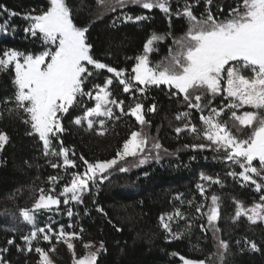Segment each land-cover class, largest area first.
<instances>
[{"label": "snow or ice", "instance_id": "obj_1", "mask_svg": "<svg viewBox=\"0 0 264 264\" xmlns=\"http://www.w3.org/2000/svg\"><path fill=\"white\" fill-rule=\"evenodd\" d=\"M98 3L107 6L111 11L116 10L108 0H98ZM128 3L139 4L148 10L158 7L165 13H171L169 0H115V4L121 8ZM206 3L210 5L212 0H206ZM193 6L185 3L182 12L176 13L177 16L183 15L187 18L188 29L182 37L173 40L175 52L170 50L169 56L164 60L152 62L150 54L157 50L154 45L165 38L163 35L152 33L146 40L143 53L135 58L136 63L131 73L126 69L111 67L94 58L93 45L87 36L88 27L78 26L74 22L73 9L68 0H50V6L46 10L27 17L32 24L26 31H30L33 36L40 34L43 42L49 45L48 48L38 55L9 49L0 56V70H6L10 66L14 68L15 106L9 109V112L22 111L26 114L27 119L24 123L29 124L32 133L38 134L39 139L43 141L46 156L63 157L62 164H51L53 168L63 167L67 170L77 166L76 161L69 158L70 150L62 147L60 134L66 131L62 123L63 117L70 109L82 107L85 97L94 100L95 106L85 108L83 115L77 116L72 121L76 126L86 125L87 130H93L96 126L98 134L103 135L108 120L118 121L121 116L128 115L134 117L140 125L139 130L130 133L129 138L124 141L113 158L89 162L81 156L80 159L85 165L84 170L71 173L70 182L63 186L60 193L57 194L54 187L47 193L43 188L40 189L39 197L35 200L32 209H25L22 213L23 218L33 225L30 234L22 237L29 252L33 251V241L38 239V234H43L42 239L50 244L53 237L57 241L66 243L67 247L73 250L75 257V245L71 241L81 239L80 232L66 231L63 225H60L58 230L53 229L51 224L37 227L33 212L40 210L50 212L54 208L59 211L61 197L65 205L70 201L82 204L84 194L92 191L90 185L98 188L99 184L108 179L112 170L126 172L132 166L138 167L147 163L149 159L159 160L161 151L167 154V149L163 148L159 140L145 131V128L151 127V122L145 117L143 99L146 98L144 94L148 88L152 86H166L170 96L181 98L190 110L196 109L201 113L202 129L191 123L189 112L181 113L176 117L188 119L183 127L175 129L177 135L187 131L194 134L195 138L208 142L184 145L185 148L201 151L211 149L217 153H225V160L242 169L239 172L229 171L227 175L240 179L243 184L250 182L256 192H262L264 189V0H238L237 6L231 8L224 19L214 17L210 8L206 9V14L198 17L192 11ZM147 18L143 15H125L123 20L141 21ZM104 69L112 73L118 83L123 85V92L132 97V103L127 105V110L124 100H117L110 90L113 77L107 78L103 86L93 84L86 90V82L93 76V72ZM199 89H203L208 94L209 99L206 103H202L203 93L193 95ZM137 93L140 94L139 98ZM218 95H223L227 103L220 107H211L212 100ZM245 106L253 110L238 114V110ZM114 108L118 109L119 115L115 114ZM206 108L208 113L204 115ZM155 110V104L147 109L148 112ZM226 111L230 112L229 118L238 122L239 126L250 128V134L246 137L234 134L228 121L221 119ZM53 140L59 141L61 145L59 152L49 151ZM7 142L8 135L0 132V150ZM72 154L75 155V152ZM128 158H133L134 163ZM122 161L128 166L121 164ZM254 161L258 162V167L254 165ZM257 177L260 178L259 181ZM61 178L50 176L48 179L56 184ZM201 180L209 184L222 185L218 175L213 177L202 174ZM197 188L201 196L207 200L208 197L205 196L207 189L204 184H198ZM179 198L177 196V199ZM210 199L211 204L207 212L202 215L207 217L208 228L212 230L213 237L217 241L216 247L226 251L229 244L219 238L217 233L220 229L215 224L220 219V197L212 194ZM202 208L204 204L198 205L196 211L201 212ZM98 211L103 212V209L98 208ZM67 215L73 216L70 208ZM241 216H246L253 224L264 221V193L260 195V202L254 203L250 209L237 202L234 221ZM174 217L183 218V214L176 209L174 214H169L167 217L162 215L160 221L171 238L179 239L183 233L174 232L170 224ZM68 227L71 228L72 225ZM187 227L190 229L191 225ZM200 227L205 231L208 230L204 225ZM80 231L82 232L83 229ZM13 242L8 241L9 244ZM249 243L252 249H257L254 241ZM83 247L92 249L95 245L87 242ZM34 250L40 254V264H53L49 251L42 247H35ZM101 250H104L103 242L95 251H88L82 257L74 259V264H96ZM50 251L54 252L55 248L52 247ZM220 255L223 264V254ZM179 259L182 264H205L204 259L194 260L184 256H180ZM0 264H6L2 257Z\"/></svg>", "mask_w": 264, "mask_h": 264}, {"label": "trees", "instance_id": "obj_2", "mask_svg": "<svg viewBox=\"0 0 264 264\" xmlns=\"http://www.w3.org/2000/svg\"><path fill=\"white\" fill-rule=\"evenodd\" d=\"M185 2L192 5L196 3L197 7L193 6L192 11L198 17L201 15V10H204L201 9V1ZM68 3L73 9L74 22L78 26L88 27L87 36L93 45L94 58L111 67L126 69L128 73H131L136 63L135 58L143 53L146 40L152 33L165 37L156 43L157 50L150 55V60L155 63L168 54L174 46L173 40L184 35L188 29L187 18L176 15L183 10L179 5H172L171 13H164L156 8L144 9L137 4H129L120 9L113 2L110 4L116 10L111 11L107 6L99 4L98 0H68ZM234 3L237 5L233 0L222 1L221 13L226 14L228 5L233 8ZM49 6L50 0H0V10L7 9L18 14L38 15ZM123 13L133 16L147 15L148 19L141 24L117 19ZM12 24L18 28L19 33L13 39L6 38L0 42V56L8 48L32 54L44 50L41 42L39 45H29L30 43L21 40L22 32L26 30L25 21L17 17ZM26 38L30 40L29 35ZM107 76L106 70H95L92 83L86 82V90L93 84L102 86ZM111 91L115 98L124 100L127 110V105L132 103V97L123 92V85H112ZM15 92L14 68L10 66L6 70H0V132L8 135V142L0 150V200L26 190L43 179L54 176L56 172L44 157L42 141L37 134L32 133L30 125L24 123L26 114L22 111L9 112L15 106ZM139 96L137 93V98ZM144 96L145 117L151 122L152 129L158 130L159 135L175 114L190 110L181 98L170 96L164 85L148 88ZM152 104L156 105V110L148 112L147 109ZM93 105L94 101L85 97L84 105L70 109L62 120L66 131L60 135V140L81 168L85 166L81 156L89 162L113 158L130 133L138 130L140 126L131 115L121 116L120 120L110 122V130L106 135L87 130L86 126H76L72 121L83 114L85 108ZM145 173L147 175L142 177ZM136 175L139 177V192L132 194L122 190L120 185L126 180H133ZM174 180L169 170L150 167L133 173L113 170L98 188L90 185L92 191L83 199L82 219L76 229L81 235V239H75L76 254L82 256L85 253L84 243L92 242L98 249L103 242L104 250L99 252L96 264H180V256L197 260L210 256L216 246L210 235L206 237V242L203 241L205 237L197 241L198 243L195 242V249L201 248L204 253L195 255L191 241L186 238L172 240L161 227L160 217L172 209L169 188ZM98 208H102L103 212L98 211ZM218 227L221 239L228 242L231 252L223 264H264L262 223L251 224L246 220L232 222L223 210ZM8 241H0V256L10 264H40V254L34 250L36 246L31 252L19 253L14 247H9ZM249 241H254L257 249H252ZM41 244L42 248L49 250L46 243ZM57 246L65 259L60 261L53 253L52 256L61 264H69L72 260L69 248L64 242L57 243Z\"/></svg>", "mask_w": 264, "mask_h": 264}, {"label": "rangeland", "instance_id": "obj_3", "mask_svg": "<svg viewBox=\"0 0 264 264\" xmlns=\"http://www.w3.org/2000/svg\"><path fill=\"white\" fill-rule=\"evenodd\" d=\"M200 1H201V9L204 8V10H201V14H206V9L210 8L213 16L219 19H224L225 17H227L229 10L231 9V7L228 5V8H227L228 10L226 11L227 13L226 14L221 13L223 11V8L221 7L222 5L221 2L222 1L224 2L225 0H212V3L210 5L206 3V0H198V3ZM233 1L238 3V0H233ZM113 2H115V0H108V3H113ZM185 3H186L185 0H169L170 8L172 7V5L173 6L179 5L183 9ZM129 4L131 3L126 4L124 7H126ZM196 5L197 4L195 3L194 6L197 7ZM236 6L237 5H235L234 3L233 8H235ZM119 8L123 9L121 7ZM154 8L159 9L158 7H154ZM220 9H222V11H220ZM178 10L179 8L177 9V11ZM12 13H15V15H13ZM30 15H35V14H30V13L18 14L14 11H8V10L5 11L4 9H1L0 10V42L6 38L13 39L14 35L19 33L18 28L16 26H13L12 24L14 19H16L17 17H20L22 21L26 22V29H28L30 25L32 24V21L27 18ZM125 15H129V14L123 13L120 15V18H122L123 20V17ZM143 16L148 17L147 15H143ZM147 19L141 20V21H125V20L124 21L141 24L143 21H146ZM22 33H23V36L21 40L26 41V43H30L29 45H39V43L41 42L44 46V50L49 47V45H46L43 42L42 36L40 34L33 36L30 31H26V30ZM28 35L30 36V40H27L26 38ZM155 46L156 44L154 45V47ZM9 49H15L25 54H32V53L23 52L16 48H8L7 50ZM170 50L172 52H175L176 50L175 45L172 48H170ZM169 52L166 56L162 57L157 62H160L164 60L166 57H168ZM38 54L39 53L32 54V55H38ZM89 68L90 70H92L91 66H89ZM96 71L99 72L101 70H96ZM94 74H95V71L93 72V76ZM93 76L88 78V81H89L88 83H92V79H94ZM109 77H113V85L115 84L120 85L118 81L114 78L112 73H108V76L106 77V79ZM202 93L204 94L202 103H206L207 100L209 99V96L207 93L204 92L203 89L197 90L196 92L193 93V95L202 94ZM217 97H220V98L217 99ZM224 103H227V100H225V97L223 95H218L212 100L211 107H220ZM94 106H95V101L92 107ZM247 109H251V108H249L248 106H245L244 108L238 110V114H241L243 111H246ZM113 111L115 112L116 115L117 113H119L118 109L114 108ZM184 112H189L191 123L195 124L198 129H202L203 125H202V121L200 120L201 113L197 111L196 109H191V110H187V111H183V112H179L175 114L173 118L168 121L166 129H164L161 135H159L158 130H154L152 129V127L145 128V131L149 133L150 136L156 137L161 143V145L163 146V148L167 149V154L161 151L159 160L155 158L149 159V161L143 165H140L138 167L136 166L130 167V169L126 171L125 173H133V172H136L138 169H144V168H150V167H153V169L160 168L161 170H169L172 173V175L175 178V180L172 181L173 185H171V187L169 188L171 192V198H172V209L169 212L164 213L163 215L167 217V215L174 214L176 209H179L180 212L183 214V218L174 217V219L170 222V224L174 232L179 231L183 233V235L179 239H173L171 238L170 234L166 230L165 231L168 233L169 238L172 240H183L186 238L189 242L191 241L190 243L193 245L194 254L203 255L204 253L202 252L201 248L195 249L196 247L195 242L198 243L197 241H201V238L203 237H205L203 241L206 242V237L209 235L211 236L212 239H214L213 232L211 229L208 228V225H207V217L206 215H202V213L207 212L208 206H210L211 204V199H210L211 195L215 194L220 197V200H219V203L221 205L220 213L223 210L226 211V217H229L232 222H241L242 220H246L247 222L251 223L247 219L246 216H241L238 220L234 221L233 218L235 216L237 202L242 203L246 209H250L254 203L260 202V195L264 193V189H262V192L258 193L255 191L254 185H251L250 182L248 184H243L240 179L238 178L234 179L233 177L228 176L227 173L229 171L239 172V171H242V169H240L238 165H233L230 161L225 160L224 159V156L226 155L225 153L223 152L217 153V152L212 151L211 149H206V150L201 151L198 149L193 150L190 147L185 148L184 145H192V144H200V143H208V142L203 139L195 138L194 134H190L187 131L181 132L179 135H177V133L175 132V129L177 127H183V125L188 122V119H177L176 118L178 115ZM207 113H208V109L206 108L204 110V115H207ZM82 115L83 114H81L80 116ZM229 117H230V112L226 111L222 115L221 119L228 121L229 127L232 129L234 134H237L241 137H246L248 134H250V131H251L250 128L239 126L238 122L231 120ZM112 121H115V120L107 121L106 126H105L106 130L103 135H106L109 133V130H110L109 124ZM233 125H235V127H233ZM92 131H95L98 134V127L94 126V129ZM42 144H43V141H42ZM62 147L64 146L62 145ZM43 148H44V145H43ZM60 148H61V145L59 141L53 140V143L49 151L51 152L52 150H55L59 152ZM154 155L155 153H153V156ZM44 157L48 159V163H50L51 161L50 164L52 163L62 164L63 163L62 156H52V155L46 156L44 154ZM193 157H195V159H193ZM69 158L73 159L70 152H69ZM128 160L134 163L133 158H128ZM253 163L255 166L257 167L259 166L258 162L256 161H254ZM121 164L128 166L123 161L121 162ZM76 165H77V162H76ZM117 167L119 168V165H117ZM84 168L85 166L81 168V166H78V165L74 169L68 168L67 170H65L63 167L53 168L56 170L54 176L62 177L61 179H59V183L53 184L52 182L49 181L48 179L49 177H48L36 183L35 185L28 187L26 190L19 191V193L9 196L6 199L0 200V241L6 240V239L12 240L14 242L12 244L8 243L9 247H14L16 251H18L19 253L27 252L28 251L27 246L22 237L30 234V232L33 230V225L28 223L23 218V214H22L23 210L32 209V206L35 203V200L38 199L39 197L41 188H43L45 192L47 193L51 188L54 187L55 192L58 194L63 190V186L70 182L71 173L82 172ZM202 174L213 176V177L218 175L222 181V185L209 184L208 182L202 181L201 180ZM136 176L137 177L134 178L133 180L131 181L126 180V182L123 185H120L121 189L128 193H132V194L138 193L139 186L137 184V180L139 179V177L138 175ZM145 176L146 175L144 174L142 177H145ZM256 179L259 181L260 178L257 177ZM198 184H204V186L206 187L207 190L205 192V196L208 197L207 200H205L204 196H201L199 189L197 188ZM86 194L87 193L84 194L83 199ZM177 196H179L180 198L177 199ZM189 201H191L192 203H189ZM200 204H204V208L201 209V212H197L196 207ZM82 206H83V203L77 204L73 201H70L68 205H65L63 203V197H61V204L59 206V211H56L54 208L50 212L46 210H40V211L33 212V214L36 217V226L44 227L46 224H51L53 229L58 230L59 226L63 225L66 231L76 232L79 222L82 219V213H83L81 209ZM69 208L73 212L72 217H69L67 215V211ZM218 223H219V220L215 222L217 227H218ZM257 223H262L264 225V221H257ZM160 224H161V221H160ZM189 224L191 225L190 229L187 227V225ZM69 225H72V227L69 228L68 227ZM201 225H204L205 229H208V230L205 231L204 229H202L200 227ZM239 228L241 227H238V229ZM42 235L43 234H38V239L33 241V248L34 246L41 247L42 246L41 243H46L49 248L48 251H49L50 258L53 261V264H61L57 262V260L54 259V257L52 256V253L55 254V256L60 261H63L65 259V256L62 254L61 251L58 250V246H57V243L63 242V241H57V239L53 237L52 242L50 244L48 241H44L42 239ZM217 235L219 236V238H221L220 231L217 233ZM214 240L217 244L216 239ZM71 242L75 244V239H73ZM52 247L55 248L54 252L50 251ZM96 249L97 247H93L92 249H86L84 254H86L88 251H95ZM70 252L72 253V260L69 264H74V259H78L84 255L83 254L82 256H78L75 252V257H74L73 250H70ZM221 253L223 254V263L231 255L229 247L226 251H224L223 249H218L215 246V250L213 251V253L210 254V256H208L207 259H204L205 264H221V255H220ZM0 257L3 258L6 264H10V262L7 261L2 255ZM188 259H192V258H188ZM194 260H197V259H194ZM180 264H182V261Z\"/></svg>", "mask_w": 264, "mask_h": 264}]
</instances>
